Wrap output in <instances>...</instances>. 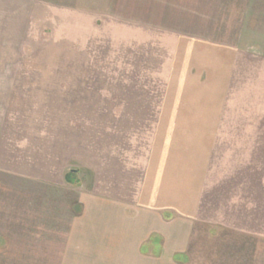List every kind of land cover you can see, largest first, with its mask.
Segmentation results:
<instances>
[{
  "label": "rangeland",
  "instance_id": "1",
  "mask_svg": "<svg viewBox=\"0 0 264 264\" xmlns=\"http://www.w3.org/2000/svg\"><path fill=\"white\" fill-rule=\"evenodd\" d=\"M255 26L264 28V0H0V110L10 134L0 264H78L75 226L89 224V198L134 197L159 110L192 95L193 62L220 51L233 65L224 118L201 220L175 263L264 264V57L235 49ZM118 160L131 169L116 172ZM94 253L82 264L119 259L100 246Z\"/></svg>",
  "mask_w": 264,
  "mask_h": 264
},
{
  "label": "crops",
  "instance_id": "2",
  "mask_svg": "<svg viewBox=\"0 0 264 264\" xmlns=\"http://www.w3.org/2000/svg\"><path fill=\"white\" fill-rule=\"evenodd\" d=\"M235 49L252 50L264 57V28L242 30L235 39ZM224 54L220 51L217 56L193 62L192 95L187 93L185 100L175 97V103L159 110L156 133L148 157L142 162L134 197L89 198V218L82 222L89 224L81 229L75 226L78 264H82L83 254L101 256L94 253L99 246L105 249L106 257L119 258L117 264H153L156 257L159 262L175 263L186 257L195 225L201 220L203 185L209 172L207 158L224 118L225 90L231 79L228 71L233 66ZM7 121L0 110V171L5 172L9 171L5 164L10 160V134L3 135L9 128ZM99 162L102 160H92L96 164L93 167ZM119 162L116 172L131 169L127 161L126 165ZM1 179L4 182L3 175ZM87 200L84 203L88 212Z\"/></svg>",
  "mask_w": 264,
  "mask_h": 264
},
{
  "label": "trees",
  "instance_id": "3",
  "mask_svg": "<svg viewBox=\"0 0 264 264\" xmlns=\"http://www.w3.org/2000/svg\"><path fill=\"white\" fill-rule=\"evenodd\" d=\"M73 175V177H72ZM66 180L70 181V182H74V171H69L66 176H65Z\"/></svg>",
  "mask_w": 264,
  "mask_h": 264
}]
</instances>
